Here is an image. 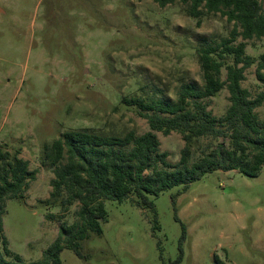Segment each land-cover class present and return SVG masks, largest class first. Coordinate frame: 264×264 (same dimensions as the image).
<instances>
[{"label": "rangeland", "instance_id": "1", "mask_svg": "<svg viewBox=\"0 0 264 264\" xmlns=\"http://www.w3.org/2000/svg\"><path fill=\"white\" fill-rule=\"evenodd\" d=\"M232 28L220 14L198 25L178 0L165 8L152 0H0V148L19 153L36 171L24 199L6 203L4 230L14 252L26 263L41 260L60 227L76 221L78 204L66 210L45 204L54 174L42 163L44 147L71 130L149 131L122 97L145 91L174 101L183 83L202 85L196 49ZM263 52L264 39L247 41L249 56ZM255 72L256 65L248 68L242 83L253 97L264 91ZM228 98L224 89L205 100L216 118ZM255 112L264 121V104ZM156 135L177 165L182 135ZM181 190L153 197L152 209L135 196L105 201L102 234L89 233L84 258L65 247L62 263L169 264L181 251L177 214L187 228L181 264H264V165L256 177L218 170L177 196Z\"/></svg>", "mask_w": 264, "mask_h": 264}, {"label": "trees", "instance_id": "2", "mask_svg": "<svg viewBox=\"0 0 264 264\" xmlns=\"http://www.w3.org/2000/svg\"><path fill=\"white\" fill-rule=\"evenodd\" d=\"M152 1L165 8L177 0ZM178 1L198 25L216 14L233 24L228 36L196 49L202 85L183 83L174 101L145 91L141 96L122 97L121 104L133 107L147 120L149 131L144 134L130 131L108 136L85 128L67 131L44 147L42 163L54 174L45 204L63 210L79 207L76 221L60 227L58 238L39 261L26 263L10 248L3 222L7 201L24 199L36 171L29 169V162L19 153L0 148V264H63L65 247L84 258L82 243L90 232L101 235V223L108 219L105 201L122 202L135 196L139 206L152 209L153 197L180 186L178 196L214 171L259 175L264 165V121L255 110L264 104V91L253 97L242 83L246 70L256 65V78L264 85V52L257 58L247 54V41L264 39V0ZM224 89L229 93V106L216 118L205 100ZM158 132L182 135L185 146L177 165L172 166L169 154L161 152ZM175 220L183 230L181 251L169 264H181L187 237L177 214Z\"/></svg>", "mask_w": 264, "mask_h": 264}]
</instances>
